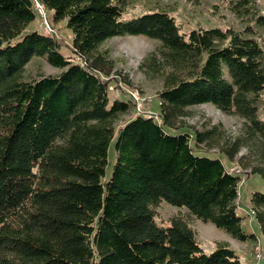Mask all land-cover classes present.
Instances as JSON below:
<instances>
[{"label": "trees", "instance_id": "1", "mask_svg": "<svg viewBox=\"0 0 264 264\" xmlns=\"http://www.w3.org/2000/svg\"><path fill=\"white\" fill-rule=\"evenodd\" d=\"M40 1L53 23L67 22L73 54L43 31L22 34L37 18L32 0H0V264H244L225 240L205 253L190 217L237 241H258L237 212L242 176L221 157L264 180L257 0H229L248 21L242 30L186 32L166 7L124 21L128 0ZM129 34L159 42L140 67L163 79L160 120L135 114L116 131L134 106L110 101L101 74L115 65L100 46ZM34 56L62 71L26 80ZM203 103L239 116L240 133L229 135L221 123L185 129L189 107ZM213 149L220 155H208ZM164 200L179 212L159 223ZM249 202L264 235V193L253 191Z\"/></svg>", "mask_w": 264, "mask_h": 264}, {"label": "rangeland", "instance_id": "2", "mask_svg": "<svg viewBox=\"0 0 264 264\" xmlns=\"http://www.w3.org/2000/svg\"><path fill=\"white\" fill-rule=\"evenodd\" d=\"M128 11L121 16V20L128 21L133 16L142 14L144 11H148L151 8L157 6L166 7L172 10V13L178 22L182 24L183 30L186 32L191 28L205 27H221L228 28L233 27L237 30H242L248 21L238 18L230 9L229 0H128ZM257 5L262 13H264V0H257ZM50 21L52 12H48ZM53 23V22H52ZM55 29L54 37L58 38L61 44V51L67 56L73 54L72 51V31L69 29L65 20L54 22L52 25ZM31 30H43L39 26V18H36L22 34H26ZM260 35L258 36L261 43L264 45V27L259 28ZM158 43L156 40L151 39L145 35H125L115 36L112 39L105 41L101 46V50L109 51V57L115 65V69L111 75L101 77L108 82V93L110 101L115 99H130V92L137 93L138 99H133L134 109L128 114L121 115L118 119L115 127L116 131L127 120L132 118L136 114L137 108L142 106L145 111H150L158 116L160 105L158 94L163 87V79L155 76H151L146 73L145 69L140 67L141 62L144 60L150 52L157 49ZM79 62V58H76ZM26 70L24 78L30 80L38 78L40 75H57L62 71V68L52 66L45 56H34L29 63L25 66ZM128 79L130 83H127L124 79ZM132 100V98L130 99ZM189 116L183 119V125L185 129L196 128L203 129L205 126L221 123L224 126L225 131L231 136L238 135L243 125V120L236 115H228L217 109L211 103H203L199 105H193L189 107ZM258 115L264 119V91L262 92L259 102ZM184 129V127H181ZM108 154L109 163L107 164V176L111 173L113 163L115 161L116 151L113 148V142L110 144ZM246 153V149H243L240 154ZM210 156L220 155L216 149L211 150L208 153ZM229 168L237 169L238 174L242 176V180L239 184L240 196L238 198L237 212L239 215L245 217L243 222V228L245 231L254 232L257 235V242H247L248 250L247 254L239 252L240 259L244 264H264V235L259 229L254 216L251 214V204L249 202L250 195L253 191H260L264 193V180L258 173H247L238 166L236 161L231 162L221 155ZM184 212L186 209H182ZM179 212V208L171 205L167 201H163L158 208V215L156 220L159 223L165 222L170 216ZM250 214V215H249ZM190 221L193 227L199 233L200 246L205 253L213 251L216 247L215 244L224 239H230L231 235L225 230H221L213 225L214 229L210 231L208 224L196 217H190ZM213 224V223H212ZM219 240V241H216ZM226 241V240H225ZM260 247L262 250V256L259 259L255 257V249ZM245 249V248H244Z\"/></svg>", "mask_w": 264, "mask_h": 264}, {"label": "built area", "instance_id": "3", "mask_svg": "<svg viewBox=\"0 0 264 264\" xmlns=\"http://www.w3.org/2000/svg\"><path fill=\"white\" fill-rule=\"evenodd\" d=\"M33 1V4H34V8L36 9L37 11V18H39V26L40 28L43 30L44 33L48 34V35H51L53 36V34H55V29L54 27L52 26L53 23L50 21L49 19V14H48V9H46L44 3L40 0H32ZM130 99L132 98V101L134 102V98L135 99H138V95L137 93H134V92H130ZM138 108H137V111H136V114H142V115H149V116H154L156 119H159L158 116H156V114L150 112V111H145V109L142 108V106H139L137 105ZM160 120V119H159ZM237 169H240V168H237ZM237 169L235 168H229L228 170L231 172V173H237L240 171H237ZM252 212V211H251ZM255 258L256 259H259L261 258L262 256V250L260 249V247H256L255 249Z\"/></svg>", "mask_w": 264, "mask_h": 264}, {"label": "crops", "instance_id": "4", "mask_svg": "<svg viewBox=\"0 0 264 264\" xmlns=\"http://www.w3.org/2000/svg\"><path fill=\"white\" fill-rule=\"evenodd\" d=\"M208 225V229L210 230V231H212L214 228V224H212V222H208L207 223ZM224 240H226L229 244H230V246H232V248L237 252V253H239V252H241V253H243V254H247L248 253V250L246 249V246L248 247V243L247 242H242V241H237V240H235L234 238H230V239H224ZM216 241H219V240H216ZM245 248V249H244Z\"/></svg>", "mask_w": 264, "mask_h": 264}]
</instances>
